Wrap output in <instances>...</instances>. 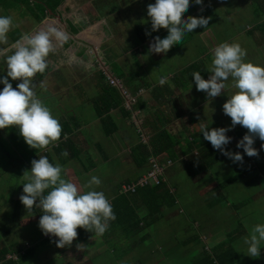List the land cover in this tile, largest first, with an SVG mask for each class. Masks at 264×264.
<instances>
[{
	"label": "crops",
	"instance_id": "0c3cea01",
	"mask_svg": "<svg viewBox=\"0 0 264 264\" xmlns=\"http://www.w3.org/2000/svg\"><path fill=\"white\" fill-rule=\"evenodd\" d=\"M103 1V5H101L102 0L67 2L62 9L60 8V18L58 15L48 16L46 18L48 23L45 27L42 26L44 30L49 26H55L68 36V39L59 45L53 41L54 50L47 57L48 66L45 72H38L33 77L38 81L47 80L51 84L53 88L51 90L44 89L40 93L39 99H44L43 103L61 125H67L71 129L63 138L65 140L60 142L57 152L50 153L48 151L47 157L52 158L53 164L59 163L62 166L64 178L71 180L85 191L87 189L84 188L85 183L82 182V179L86 182L88 179L85 177L93 172V168L101 169L102 166L96 164L94 158L90 164L85 163L81 158L83 153L87 161L86 155L92 157V150H85L90 144H94L101 151L100 154L94 155L96 157L99 155L96 160L104 159L102 163L105 166H108L113 159H119L123 165L127 161L131 162L135 168L133 176L119 179L121 187L116 194V191L109 193L114 194L109 199L110 203L119 194L128 193L123 191V185L130 184L144 176L151 170L152 164L157 162L159 166L165 167L164 174L160 175L163 183L167 187L170 183L171 187L176 189L177 196L174 195L176 201L164 205L157 221L151 226L143 228L148 230L153 225L160 223L162 230H150V232L141 235L139 239L144 240L156 236L164 245L169 241V249L176 248L178 254L184 251L188 262L194 264L196 257L201 256L205 250L201 246L193 249L194 244L202 243L200 239L206 240L207 236L204 238V235L208 234L210 237L212 246L206 248L209 251L218 248L227 239L232 238L233 247L237 251V258L233 264H255L257 257H251L245 253L246 248L242 246V238L248 235L250 230L248 226L264 222V216L257 210L258 218H251L250 214L227 218L225 214L221 213L219 206L213 211L212 209L219 203L228 200L219 193V187L226 189L237 181H243L242 184L245 186L262 181L263 186H260V190L256 193H264V176L256 168L246 172L249 166H256L252 164L250 156H248L250 161L245 156L242 162H234V171L230 174V171L223 172L225 164H229L230 169L232 168L233 161L229 157L207 165L202 162L207 159L205 160L204 155L201 154V148L195 145L191 149L194 137H200V140L205 144L209 142L200 132L201 125H207L208 128L231 125V118L223 112L222 105L228 95L235 90L231 87V78H229L225 82L226 89L222 90L220 95L213 98L208 97L204 90H196L192 73L200 71L201 75L207 79L211 50L219 43L230 41L232 38L246 50L245 60L264 65V31L257 25L264 20V0H203L201 4L191 2L189 13L183 12L182 16L203 15L209 17L208 24L198 26L193 32L185 34L180 41L174 43V49H168L166 53L148 51L149 42L153 37L163 36L167 32V29L163 27L158 31H151L147 5L154 0H107V3L105 0ZM68 5L70 9H67ZM194 5H197L195 11L192 9ZM32 26V22L27 25L28 28ZM35 28L36 26L32 27V30ZM230 28L233 29V32H230ZM28 30L25 27L20 28V36L14 37L12 42L20 39L23 34L30 33ZM146 32H150V35H146ZM116 33H120L121 36H116ZM88 49H94L95 53H90ZM88 54H92L90 61L87 60ZM95 62L102 65L103 68H97L98 64L96 65ZM103 69L106 70V73L110 72L106 78H103V74L100 72ZM183 72L188 73V77L182 76ZM103 73L105 72L103 71ZM37 75H43L42 79L36 77ZM108 75L120 79L121 86L112 84ZM161 75L168 77L167 82L163 85L157 83ZM106 85L117 87L122 102L118 105L110 103L108 107L102 109L98 106L99 101L108 102L105 98L110 96V93L103 94L102 90ZM124 90L134 97L131 107L127 105L128 96L124 95ZM135 101H137L136 106ZM134 112H137L136 116H134ZM139 117H141V121ZM133 118L139 120H136L139 127L142 122L144 132H140ZM108 126L110 133L106 132ZM240 126L237 124L230 127L229 132ZM164 129L175 140V143L171 145L176 150L171 154L164 151L161 154L162 158L158 159L154 156V151L157 149H154L152 142L154 138H157L158 132ZM92 130H95L97 134H103L102 141H109L113 153L108 154L101 140L91 141L88 139L90 135H93ZM85 131H88L89 134ZM236 132L234 134H237ZM147 136L148 139H146ZM239 139L240 137L234 135L230 141L236 144ZM140 144L146 146V152L150 154L148 160L143 164H138L134 158V148ZM63 147H67L70 153L65 155ZM260 154L259 157L264 158L262 151ZM53 155H57L54 161ZM197 155H202L201 163L197 162L196 165L187 166L193 156ZM178 158L180 160L179 167L176 165ZM77 161L82 164L83 171L79 168H72ZM167 163L171 165L169 166ZM112 166L113 164L101 171L108 174ZM211 173L216 180L220 181V184L209 197L204 198V195H201L202 190L198 191L196 187L193 189L191 184L204 188L205 183L202 178ZM237 173H245V175L227 185L223 184ZM252 173L256 174L252 175ZM249 176L251 177L249 178ZM130 178L133 179L131 182H124ZM185 183L190 185V189L183 190ZM193 190H197V194L206 200L204 206L197 207L191 204ZM244 202H246L245 199L235 202L233 206L239 209L245 204ZM181 209H184V212H181ZM141 210L147 213V207L143 203L139 209L142 213ZM230 223H232L233 229L226 231L225 225ZM141 224L143 225L144 222ZM140 229L142 228L137 229L136 236ZM118 233L108 235L106 232L105 236L104 233H94L80 243L83 244L87 241L88 244L96 243L101 247L105 246V253L112 250L118 256L116 260L125 264L123 259L130 252L132 245L129 243L130 237L124 231ZM122 234L125 236L122 237ZM172 239L176 241L175 245ZM47 240H43V242ZM50 243L54 242L51 240ZM260 247L261 255L264 252V243ZM31 252H34V249ZM151 252L154 257L150 263L157 264V253L153 250ZM133 264H144V262L140 259Z\"/></svg>",
	"mask_w": 264,
	"mask_h": 264
},
{
	"label": "clouds",
	"instance_id": "9594fccd",
	"mask_svg": "<svg viewBox=\"0 0 264 264\" xmlns=\"http://www.w3.org/2000/svg\"><path fill=\"white\" fill-rule=\"evenodd\" d=\"M191 2L201 4L203 0H154L147 5L151 31L162 27L167 29L166 35H157L149 42V52L166 53L183 38L184 33L208 24L209 17L203 15L182 16ZM13 26L11 16L0 15V45L7 42V34ZM67 39L65 32L49 26L46 30L25 33L7 47H0V61L6 71V75H0V84L3 85L0 88V129L17 126L24 141L37 150L59 140L62 126L35 95L33 77L38 72H45L47 57L54 50L53 41L59 45ZM245 56L246 50L239 43L224 41L211 50L208 78L205 79L200 71L192 73L196 90H204L211 98L220 95L226 89L225 82L231 78V87L235 90L222 105L223 112L231 118V125L214 128L201 125L200 132L214 149L233 162H242L245 154L258 155V149L253 146L255 138L262 141L260 148L264 149V65L245 60ZM12 80H18L16 87H13ZM167 80L166 75H161L157 83L163 85ZM237 124L248 130L236 144L237 148H243V154L225 148L232 139L227 133ZM22 176L21 203L27 212H32L34 206L41 210L38 227L43 234L55 237L58 247L71 245L78 235V226L103 234L109 221L115 219L109 199L95 187L101 184L95 175L85 182V191L64 178L59 163L53 164L47 156L39 155L31 160V168ZM262 243L264 222H257L242 238V246L247 255L258 257Z\"/></svg>",
	"mask_w": 264,
	"mask_h": 264
},
{
	"label": "rangeland",
	"instance_id": "374dc122",
	"mask_svg": "<svg viewBox=\"0 0 264 264\" xmlns=\"http://www.w3.org/2000/svg\"><path fill=\"white\" fill-rule=\"evenodd\" d=\"M71 1L72 0H66V3H70ZM105 1L107 3V0ZM64 4L61 5V9L63 8ZM103 4L104 1L102 0L101 5ZM192 9L195 11L197 9V5H194ZM21 12L22 10H19L12 6L4 8L0 7V15L11 16L13 18L14 24V26L10 29L7 34V42L3 45H0V47H7L8 45L12 44L14 42H12L13 38H17L20 36V28L25 27L29 29L28 31L30 33H34L36 30H41V28L44 30V27L48 23L47 19H45L40 24L36 25L35 22L31 21L29 16L25 14V12L23 14ZM184 13H189V8L184 11ZM30 22H32L33 24L32 27L36 26L34 30H32V27H27ZM230 32H233L232 28H230ZM185 34L187 35V33H184L183 36H185ZM115 35L121 36L120 33H116ZM227 42L232 43L234 42V39L232 38L230 41ZM88 51H90V53H93L95 50L88 49ZM91 58L92 54H88L87 60L90 61ZM95 63L96 65L98 64L97 62ZM99 67L100 65L98 64L97 68ZM4 68L5 65L2 61H0V75H6V71H4ZM107 74H110V72H107ZM182 76L188 77V73L183 72ZM36 77L42 79L43 75H37ZM9 79L11 80V78ZM33 81V90L37 98L40 97V93L44 89L51 90L53 88L51 84L47 82V80L38 81L36 79H33ZM11 82L13 87H16L18 80H12ZM2 87L3 85L0 84V88ZM42 102H44V99L42 100ZM135 119L136 118H133V121H135ZM85 132L89 134L88 131ZM92 132L93 135H90L88 139H90L91 141H95L96 139L102 141L103 134H97L95 130H92ZM146 139H148V136ZM61 141L62 140L59 139L50 143L44 149L37 150L29 146L24 141V138L19 134V129L17 126H9L5 129H0V251L4 246L9 247L11 249L16 248L17 245L20 247V253H18V255L14 254L13 251H9L1 260L5 261L6 259L13 258L14 260H16L13 264H121L120 260H116L118 256L115 255L112 250L105 253V246L101 247L100 245H96V243L88 244V242L86 241L82 244L80 242L77 243L75 239H73L71 245H66L64 247H58L56 244L50 243V240L44 241V243L43 240L52 237L43 234L41 229L38 227V220L40 215L42 214L41 210L34 206L32 212H27L25 206L21 203L19 199L23 188V185L20 183L24 182L22 175L24 171H27L31 168V160L34 158H38L39 155L47 156L48 151L50 153H56L58 146L61 144ZM163 141L168 143L167 139H163ZM103 143L105 146L104 149L108 151V154L113 153L111 152L113 150L109 146V141ZM261 143L262 141L259 138L254 139L253 146L258 149V157L261 156L260 151L264 153V149L260 148ZM85 150H92L93 152L92 157L86 155V157H88V161L86 160L85 154L83 153L84 156L82 155L81 158L85 163L90 164V162L93 161L92 158H94L96 164L102 165V171H104L106 167H110L113 164L108 174L103 173L101 169L93 168V172L89 173V175L85 177V179H89L91 175L99 177L101 180V184L96 186L98 187L97 189L103 191L106 197L108 199H111L114 194L109 193L116 191V194L121 187V184H119V181L121 180L119 179L121 177L127 179L130 175L133 176V169H135L134 165H132L131 162L128 163V161L126 164L123 165V162L119 159H113V161H111L108 166H105L102 163L104 159L99 158L98 160H96L99 155L96 157L94 154L101 153L97 146H95L94 144H90V146H87ZM177 151L179 152V150ZM63 152H66L67 154L70 153L67 147L64 148ZM56 157L57 155H53V161ZM151 157L153 158V156ZM250 157H252V164H255L256 166L264 162V158L262 157H259L258 159H254L256 155L254 156V158L253 156ZM48 159L50 162H52L50 158ZM179 161L180 160L178 158V160L176 161V165L179 164ZM167 165L170 166L171 164L167 163ZM158 167L159 165L157 164V162H154V164H152L151 166V170H157ZM230 167L231 166L229 164H225V169L223 170V172L230 171L231 174L234 171V162L231 169ZM72 168H79L81 171H83L82 164H80L79 161H77L72 166ZM128 169L129 171H127ZM218 173L220 174V172ZM257 173L259 172L257 171ZM254 174L256 173H252V175ZM167 175L168 174L166 173V177ZM251 176H249V178ZM132 180L133 179L130 178V182ZM202 181H204L205 183L204 188H199L196 186V184L193 183L191 184V186L193 189L197 188L198 191L202 190L201 195H204V198L209 197L211 192H213L220 184V181L216 180V178L213 176V173L203 177ZM82 182L85 183L83 179ZM242 182L243 181H237L232 185L228 186L226 189H222L219 187V193L223 194L228 200L226 202L223 201L219 203L216 207H213L212 211L214 210V208H217L219 206L221 213L225 214L227 218H237L246 214H250L249 216L251 218H258L257 210L261 215L264 216V193H256V191L260 190L259 187L263 186L262 181L254 183L250 186H245L242 184ZM168 185L170 187L171 194L177 196L176 189L171 187L170 183ZM183 186V190L190 189V185H188L187 183H185ZM197 190H193L191 193V204L196 205L197 207H200L202 205L204 206L206 200L197 194ZM244 199L246 202H244L245 204L239 209H236L233 206L235 202H241ZM181 212H184V209H181ZM248 228H251V226H248ZM154 229L162 230L160 223L159 225H153L148 230H145L143 228L140 229L137 233V236L135 234L136 232L132 231L129 240V243L132 245V248L130 249L128 255L123 259V263L133 264V262H135L136 260L142 259L144 264H152L150 263V261H152V258L154 257L153 253L151 252L153 250L155 253H157V264H191L190 262H188V257L186 256V253L184 251L178 254L179 252L176 248H168L169 241L166 243V245H164L160 243L156 236H151V238H146L144 240L139 239L141 235H144L147 232H150V230ZM232 229V223L225 225L226 231ZM120 232H122V230ZM120 232L118 234H120ZM121 236L124 237L125 235L122 234ZM206 236L207 239H200L202 243L194 244L193 249H196L199 246L205 249L211 248L212 244L210 243V237L208 234L204 235L203 237L206 238ZM172 241L175 245L176 241L174 239H172ZM205 243H208V245H205ZM32 249H34V252H31ZM21 255H23L24 257H21ZM0 263L2 262L0 261Z\"/></svg>",
	"mask_w": 264,
	"mask_h": 264
},
{
	"label": "trees",
	"instance_id": "16d2710c",
	"mask_svg": "<svg viewBox=\"0 0 264 264\" xmlns=\"http://www.w3.org/2000/svg\"><path fill=\"white\" fill-rule=\"evenodd\" d=\"M66 3V0H0V7H15L19 10H22V14L25 12L29 16V18L35 22V24H40L44 19L52 16H57L61 14V5ZM67 9H70V6H67ZM258 28H261L264 31V20L257 24ZM21 33V32H20ZM167 33V32H166ZM175 45L173 44L169 50L174 49ZM103 74V78H106V74L103 73V71H100ZM110 85V84H109ZM106 85L103 88V94L110 93L109 97H106V101H99L100 104L98 105L100 108L104 109L112 103V105H118L121 104L122 98L120 97L117 87ZM106 92V93H105ZM104 99V100H105ZM137 104V101L135 102V106ZM110 108V107H109ZM141 120V117H139ZM109 121V120H108ZM62 131H61V139H63L70 131L71 129L67 125H61ZM137 126V125H136ZM67 129H66V128ZM140 132L143 131V125L142 122L140 124V127L137 126ZM106 132L110 133L111 131H108L109 126L106 127ZM237 131V132H236ZM248 130L240 126L237 129H234L227 134L231 137L234 135L240 137V139L243 137V135ZM237 134H234V133ZM156 137V136H155ZM163 139H167L168 143L164 142ZM61 141V142H62ZM197 141V143H195ZM175 143V140L172 138V135L169 134L165 129L158 132L157 138H154L152 144L154 146V149H157L154 151V156L158 159L162 158L161 154L164 151H167L168 153H173L174 146L171 144ZM237 144V143H236ZM235 142H229L227 145H225V148L227 150H230L232 152L239 151L243 154V148H237ZM199 146L201 154L204 155L205 160L201 159L202 155L193 156V158L190 160V162L187 164V166H193V164H197V162L201 163L205 162L207 165H212L218 160L227 157L225 156L221 151L214 149L210 142H205L200 140V137L193 138V142L191 144V149H193L194 146ZM146 146H143L142 144L136 146L134 148V158L135 161L138 164L145 163L149 158V153L146 152ZM246 156V157H245ZM243 157L249 159L248 155H244ZM51 160L52 158L49 157ZM252 158V157H251ZM254 158V156H253ZM258 155L254 159H257ZM250 161V159H249ZM52 163V162H51ZM256 168V170L263 173L264 176V162H262L258 166H249L246 170H252ZM151 170L145 173L148 174ZM243 172V171H242ZM245 175V173H237L235 174L231 179L226 180L224 182V185H227L239 178H242ZM140 179V178H139ZM138 179V180H139ZM138 180H135L131 183L137 182ZM126 183H129L130 180H126ZM130 183V184H131ZM174 195L171 194V190L167 185H165L162 182L159 184L155 182H149L144 186H137L135 191H129L128 193H121L118 197H116L112 202V210L115 213V219H112L109 221L108 227L106 231L104 232V236L106 235V232L108 235L110 234H117L120 230L127 233V235L130 237V234L132 231L136 232L139 228H144L145 226H151L154 222L157 221L161 209L164 205H167L170 202H175L176 199H174ZM141 203L145 204L147 207V213H144L142 210V213L139 211L141 208ZM141 222H144L142 225ZM131 231V233H129ZM77 237L74 239L76 242H82L86 240L88 237L93 235L95 232H90L87 229H84L82 227H77ZM55 237L49 238L48 240L55 241ZM55 243V242H54ZM13 251L14 253H20V247L17 245L16 248L11 249L9 247L4 246L0 251V261L2 263L0 264H12L16 260L13 258L6 259L5 261H2L5 257V255L9 252ZM21 257H24L21 255ZM27 257V255H26ZM237 258V251L233 247V239L229 238L226 240L225 243L221 244L218 248L213 249L212 251L204 250L201 256L196 257L195 264H233V262L236 261ZM255 264H261L264 263V252L257 257Z\"/></svg>",
	"mask_w": 264,
	"mask_h": 264
},
{
	"label": "built area",
	"instance_id": "2783aa9c",
	"mask_svg": "<svg viewBox=\"0 0 264 264\" xmlns=\"http://www.w3.org/2000/svg\"><path fill=\"white\" fill-rule=\"evenodd\" d=\"M101 68H103V66L101 65L100 66ZM103 71L106 73V70H104L103 69ZM106 75H107V73H106ZM109 77V80H110V82L112 83V84H114V85H118V86H121V81H120V79H118L117 77H114V76H111V75H108ZM123 93H124V95H127L128 96V101H127V105L129 106V107H131L132 105H133V102H134V97H133V95H131L130 93L128 94V92L126 91V90H124L123 91ZM160 173H158V174H156L155 172H151V173H148V174H146V176H145V180H146V182H155V183H157V184H159L160 182H161V178H160ZM129 188H130V186H129ZM47 236H49V235H47ZM14 254H16V255H18L17 253H14ZM10 259V258H9Z\"/></svg>",
	"mask_w": 264,
	"mask_h": 264
},
{
	"label": "bare ground",
	"instance_id": "6f19581e",
	"mask_svg": "<svg viewBox=\"0 0 264 264\" xmlns=\"http://www.w3.org/2000/svg\"><path fill=\"white\" fill-rule=\"evenodd\" d=\"M58 17L60 18L61 16L58 15ZM136 115H137V112H134V116H136ZM136 120H138V119L137 118L135 119V123L139 126V124L136 122ZM164 170H165V167L159 166L157 170H151L149 173L155 172L156 174H158V173L164 174ZM145 176L146 175L142 176L137 182L123 185V191L124 192L135 191L136 188H137V186H144V185H146L148 182H146ZM129 186H130V188H129Z\"/></svg>",
	"mask_w": 264,
	"mask_h": 264
}]
</instances>
